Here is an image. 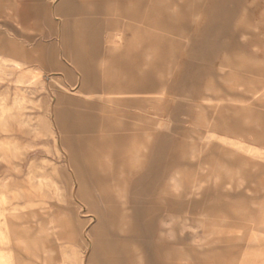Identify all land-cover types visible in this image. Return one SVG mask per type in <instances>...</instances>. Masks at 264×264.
<instances>
[{
    "label": "rangeland",
    "instance_id": "obj_1",
    "mask_svg": "<svg viewBox=\"0 0 264 264\" xmlns=\"http://www.w3.org/2000/svg\"><path fill=\"white\" fill-rule=\"evenodd\" d=\"M0 264H264V0H0Z\"/></svg>",
    "mask_w": 264,
    "mask_h": 264
},
{
    "label": "bare ground",
    "instance_id": "obj_2",
    "mask_svg": "<svg viewBox=\"0 0 264 264\" xmlns=\"http://www.w3.org/2000/svg\"><path fill=\"white\" fill-rule=\"evenodd\" d=\"M1 42V40H0ZM6 55L12 59H26L25 52L21 47L13 46L11 49H6L0 45V56ZM27 60V59H26Z\"/></svg>",
    "mask_w": 264,
    "mask_h": 264
},
{
    "label": "crops",
    "instance_id": "obj_3",
    "mask_svg": "<svg viewBox=\"0 0 264 264\" xmlns=\"http://www.w3.org/2000/svg\"><path fill=\"white\" fill-rule=\"evenodd\" d=\"M66 1H68V0H66ZM0 45H2L4 48H6V49H11L13 46H15V45H13V44H7V45H5V44H3V42L1 41L0 42ZM16 47V46H15Z\"/></svg>",
    "mask_w": 264,
    "mask_h": 264
}]
</instances>
